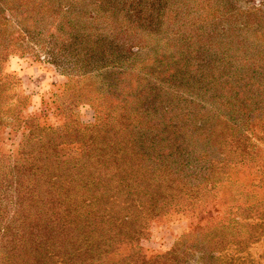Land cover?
I'll return each mask as SVG.
<instances>
[{
	"label": "trees",
	"instance_id": "1",
	"mask_svg": "<svg viewBox=\"0 0 264 264\" xmlns=\"http://www.w3.org/2000/svg\"><path fill=\"white\" fill-rule=\"evenodd\" d=\"M13 54L66 78L39 116ZM241 168L264 172V0H0V264H243ZM172 214L188 232L144 253Z\"/></svg>",
	"mask_w": 264,
	"mask_h": 264
},
{
	"label": "rangeland",
	"instance_id": "2",
	"mask_svg": "<svg viewBox=\"0 0 264 264\" xmlns=\"http://www.w3.org/2000/svg\"><path fill=\"white\" fill-rule=\"evenodd\" d=\"M9 72L20 78L19 90L21 94L28 97L27 114L39 116L41 102L52 99V93L61 91V86L66 78L50 62L43 58L37 59L32 55H11L6 63ZM92 108L88 104H81L78 107V115L81 121L90 122ZM11 141L6 140L5 144ZM5 144L1 146L3 149ZM263 171V170H261ZM231 177L236 181L253 182L252 187L256 192L257 201L264 202V172H248L245 168L233 169ZM235 211V210H234ZM242 214V213H241ZM239 221L242 226L240 232L245 234L246 241L242 251L234 244L228 245L224 252L232 255L238 263L243 264H264V203L253 212L245 211ZM192 217L172 214L155 221L149 233L138 238L137 243L142 246V251L148 255L162 254L166 252L174 242L188 232V226ZM218 255V253L216 252ZM189 264H197V257H191Z\"/></svg>",
	"mask_w": 264,
	"mask_h": 264
}]
</instances>
